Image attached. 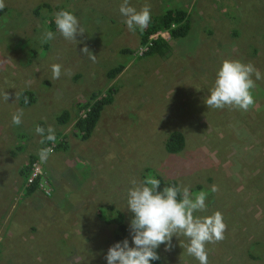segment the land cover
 Segmentation results:
<instances>
[{"label":"rangeland","instance_id":"374dc122","mask_svg":"<svg viewBox=\"0 0 264 264\" xmlns=\"http://www.w3.org/2000/svg\"><path fill=\"white\" fill-rule=\"evenodd\" d=\"M4 2L0 264H107V250L117 242L114 227L102 222L97 210L110 206L123 215L122 240L128 239L131 247L128 192L133 179L142 182L145 168L192 193L207 192V211L195 215L223 214L225 238L206 245L209 264H264V0H129L137 10L150 4L151 17L186 12L188 34L170 42L164 34L170 47L161 57H140L138 29L129 31L119 13L122 0ZM40 4L73 13L84 29L76 37L80 43L59 34L54 11L34 14ZM45 31L55 38L43 43ZM84 46L97 55L95 62L81 54ZM226 59L251 63L260 73V79L252 77L255 105L248 111L205 104ZM53 64L62 65L59 79L52 78ZM117 65L124 68L108 80L106 72ZM109 87L113 100L103 108L90 138L73 137L76 104ZM23 91L34 98L26 108L18 104ZM18 109H23V122L14 126ZM62 111L70 117L58 125L55 118ZM38 121L51 125L67 147L55 150L51 144L46 163L38 156ZM171 131L184 137V147L175 155L163 150ZM18 144L20 152L15 151ZM30 155L36 158L31 171L36 188L28 194L19 171ZM171 244L168 251L161 245L156 250L160 259L150 264H199L186 252L187 238L174 236Z\"/></svg>","mask_w":264,"mask_h":264},{"label":"clouds","instance_id":"9594fccd","mask_svg":"<svg viewBox=\"0 0 264 264\" xmlns=\"http://www.w3.org/2000/svg\"><path fill=\"white\" fill-rule=\"evenodd\" d=\"M5 7L4 0H0V10ZM119 13L125 17V24L129 31L134 32L137 29L143 31L151 21V5L147 3L137 10L130 6L129 0H122ZM54 23L65 40L74 44L80 43L76 37L84 35V29L73 13L67 10L57 12ZM158 33L169 37L166 31L155 34ZM157 37L163 39L160 35ZM54 38L53 32L45 31L42 42L47 43ZM80 51L83 56L95 62L97 55H93L87 46ZM51 70L52 78L59 79L62 74V65L53 64ZM254 74L256 79L261 78L259 71L251 63L224 60L205 101L207 108L227 107L248 111L255 105L252 95V89L256 87L255 80L252 78ZM16 98L18 99V96ZM3 99L5 102L9 99L6 92L3 93ZM25 103H27V97H25ZM23 114V109H18L13 114L14 126L22 124ZM35 133L41 136V144L51 142L55 145L57 142L55 129L51 125L47 129L37 125ZM52 153V147L40 149L38 151L40 161L46 163ZM131 183L133 187L128 192L127 210L132 213L129 223L132 246H129L128 239L113 244L108 248L105 256L107 264H150L151 261L160 259L156 250L161 245L165 246V251L171 249L174 236L187 238L188 244L185 245L187 254L198 260L199 264H209L206 245L223 241L227 225L223 214L219 211L210 216L195 215L197 212L207 211L208 193L205 191L192 193L188 187L178 186H167L159 190L160 181L152 176L142 182L133 179ZM212 190L218 189L213 187Z\"/></svg>","mask_w":264,"mask_h":264},{"label":"trees","instance_id":"16d2710c","mask_svg":"<svg viewBox=\"0 0 264 264\" xmlns=\"http://www.w3.org/2000/svg\"><path fill=\"white\" fill-rule=\"evenodd\" d=\"M44 9L47 12L54 11L55 14L63 8L48 7L47 4H40L34 10V14L39 15L38 12ZM3 9L0 11L2 12ZM187 14L185 11L182 10H175V11H166L160 15L151 17V21L149 25L143 30L138 29V45L140 47L146 48L140 55V57L144 56H164L168 51L170 44L169 42L172 40L183 39L189 32ZM49 30H54V23L49 22L47 24ZM159 31H166L169 35V42L165 41L161 37H157L156 39H150L152 35ZM121 53H128L127 49H123L120 51ZM124 68L122 65H117L111 69H109L105 76L108 80L115 79L120 73L121 70ZM113 90L111 87L107 88L104 92H92L88 98L83 101L82 103L76 104L75 109V120L72 125V135L73 137L79 139L80 141H86L92 135V132L99 121L101 112L105 106H108L112 102ZM18 104L20 107L26 108L29 107L34 103L33 94L30 91H23L19 94ZM25 97H27V103H25ZM69 113L67 111H62L56 118L55 123L58 125H65L69 120ZM43 127L45 129L46 126L38 121L36 126ZM56 135V143H55V150L62 149L63 151L67 149L66 144L64 143L63 136L59 133H55ZM17 139H21L22 135H16ZM39 136V135H38ZM41 136H39V140L41 141ZM41 144V143H40ZM51 142H45L41 144L40 148H45L50 146ZM184 147V137L180 132L171 131L167 134L164 144L163 150L168 155H175L178 154ZM15 151H22V145L18 144L15 146ZM16 153L14 151L10 152V156L13 157ZM36 162L35 156L30 155L27 163L20 168L19 174L22 181L26 182L30 175H31V166ZM145 175L142 177V181L145 178L152 176L160 181V189L162 190L164 187L167 186H178L174 179H162L159 175L154 173L151 169L145 168L144 169ZM36 188V179H32L30 183H28L27 187L25 188L26 193L34 192ZM101 211H104L101 213ZM97 217H102V222L112 225L113 229V239L115 242H120L126 233V226L123 222V215L115 210L113 207H106L103 209L97 210ZM132 219V216H131Z\"/></svg>","mask_w":264,"mask_h":264},{"label":"built area","instance_id":"2783aa9c","mask_svg":"<svg viewBox=\"0 0 264 264\" xmlns=\"http://www.w3.org/2000/svg\"><path fill=\"white\" fill-rule=\"evenodd\" d=\"M157 35H160V36L164 37V34L158 33V34H155V35L151 36L150 38H151V39H155V38L157 37ZM145 49H146V48H143V51H145ZM143 51H142V52H143ZM32 166H33V167L31 168V171H35L36 169H34V167H35L36 165H32ZM35 176H36V174H35L34 172H31V175H30L29 179L27 180V182L30 183L32 179H35ZM33 177H34V178H33Z\"/></svg>","mask_w":264,"mask_h":264}]
</instances>
